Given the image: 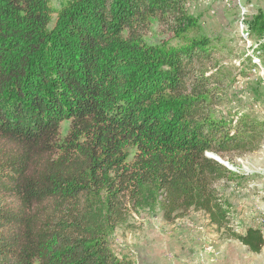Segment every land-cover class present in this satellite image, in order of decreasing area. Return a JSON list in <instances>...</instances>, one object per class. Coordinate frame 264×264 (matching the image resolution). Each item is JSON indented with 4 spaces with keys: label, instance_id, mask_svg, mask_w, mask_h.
I'll return each mask as SVG.
<instances>
[{
    "label": "trees",
    "instance_id": "trees-1",
    "mask_svg": "<svg viewBox=\"0 0 264 264\" xmlns=\"http://www.w3.org/2000/svg\"><path fill=\"white\" fill-rule=\"evenodd\" d=\"M186 1L0 0V264H135L108 241L126 206L201 210L262 249L258 228L229 227L216 183L234 172L207 153L255 150L264 123L214 116ZM152 20L181 44L148 43Z\"/></svg>",
    "mask_w": 264,
    "mask_h": 264
},
{
    "label": "rangeland",
    "instance_id": "rangeland-1",
    "mask_svg": "<svg viewBox=\"0 0 264 264\" xmlns=\"http://www.w3.org/2000/svg\"><path fill=\"white\" fill-rule=\"evenodd\" d=\"M64 1L51 4L58 8ZM186 8L198 23L189 37H207L212 46L211 62L203 67L205 75L213 74L207 88L215 95L214 116L235 120L246 115L264 123V30L253 28L256 16L264 18V0H187ZM144 38L150 44H181L156 20ZM67 128L68 122L62 121L60 137ZM219 159L234 172L216 183L231 215L229 227L240 234L258 228L264 237V136L255 150ZM126 207V221L108 237L120 258L135 264H264V246L251 252L201 210L166 221L158 206L137 211Z\"/></svg>",
    "mask_w": 264,
    "mask_h": 264
},
{
    "label": "water",
    "instance_id": "water-1",
    "mask_svg": "<svg viewBox=\"0 0 264 264\" xmlns=\"http://www.w3.org/2000/svg\"><path fill=\"white\" fill-rule=\"evenodd\" d=\"M207 155H208L209 157H211L212 159L218 161L219 163L225 165L227 168H229V167H228L226 164H224V163L219 159V157L216 156L215 154H213V155H215V156H213V155H211V154H209V153H207Z\"/></svg>",
    "mask_w": 264,
    "mask_h": 264
},
{
    "label": "bare ground",
    "instance_id": "bare-ground-1",
    "mask_svg": "<svg viewBox=\"0 0 264 264\" xmlns=\"http://www.w3.org/2000/svg\"><path fill=\"white\" fill-rule=\"evenodd\" d=\"M211 155H213V154H211ZM213 156H215V155H213Z\"/></svg>",
    "mask_w": 264,
    "mask_h": 264
}]
</instances>
